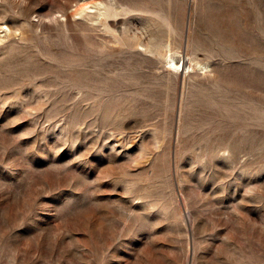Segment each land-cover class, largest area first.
Masks as SVG:
<instances>
[{
    "label": "rangeland",
    "instance_id": "rangeland-1",
    "mask_svg": "<svg viewBox=\"0 0 264 264\" xmlns=\"http://www.w3.org/2000/svg\"><path fill=\"white\" fill-rule=\"evenodd\" d=\"M1 26L0 264H264V0H0Z\"/></svg>",
    "mask_w": 264,
    "mask_h": 264
},
{
    "label": "bare ground",
    "instance_id": "bare-ground-1",
    "mask_svg": "<svg viewBox=\"0 0 264 264\" xmlns=\"http://www.w3.org/2000/svg\"><path fill=\"white\" fill-rule=\"evenodd\" d=\"M0 28H2V26L0 27ZM5 28V27H4ZM179 57V56H178ZM178 57H177V54L176 53H174V54H169L168 56H167V58H168V63L170 64V65H175V63H177V61H176V59H178ZM180 63V62H179ZM178 64V63H177ZM190 215V214H189ZM188 216V215H187ZM187 218V217H186Z\"/></svg>",
    "mask_w": 264,
    "mask_h": 264
},
{
    "label": "water",
    "instance_id": "water-1",
    "mask_svg": "<svg viewBox=\"0 0 264 264\" xmlns=\"http://www.w3.org/2000/svg\"><path fill=\"white\" fill-rule=\"evenodd\" d=\"M185 39H186V33H185ZM185 39H184V40H185Z\"/></svg>",
    "mask_w": 264,
    "mask_h": 264
}]
</instances>
